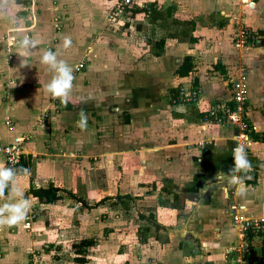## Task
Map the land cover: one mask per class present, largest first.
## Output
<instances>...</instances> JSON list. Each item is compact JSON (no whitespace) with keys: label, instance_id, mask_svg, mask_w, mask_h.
<instances>
[{"label":"crops","instance_id":"1","mask_svg":"<svg viewBox=\"0 0 264 264\" xmlns=\"http://www.w3.org/2000/svg\"><path fill=\"white\" fill-rule=\"evenodd\" d=\"M9 1L15 7L33 6L25 34L38 43L27 58L19 57L15 46L13 60L8 62L2 56L4 43H0V71L40 77L41 85H19L11 91V104L10 96L4 99L0 94V149L20 141L30 162L31 177L18 176L16 187L54 185L89 207L102 201L96 199L99 189L108 194L114 187H136L142 190L137 200L141 215H153L161 231L187 235L185 247L197 255L198 264H230L228 249L239 241L228 208L230 192L234 215L264 219V0H252L245 11L240 3L230 13L232 18L222 8L219 23L208 18L214 15L205 16V8H196L192 0H155L150 17L129 15L120 29L107 25L109 0L100 8L98 0H83L80 9L73 8L69 27L77 29L72 35L73 51L67 54L77 56L69 63L84 60L85 67L75 78L62 111L54 102L56 97L44 88L51 73L40 62L42 50L53 39L54 20L37 16L44 8L40 0ZM182 14L185 17L180 18ZM66 22L70 21L59 18L55 27ZM236 23L253 31L252 45H237ZM187 56L192 57L193 69L179 78L177 69ZM237 82L245 86L246 121L254 127L246 140L238 137L240 131L234 126L210 127L204 120L203 111L212 103L232 98ZM180 86L199 89L198 107L173 102ZM39 89L42 94L36 92ZM191 107L195 108L192 114ZM81 112L87 116L83 127L78 123ZM237 145L246 154V168L235 167ZM0 165L6 167L1 153ZM242 171L254 172L257 178L246 176L242 182ZM62 197L59 202H65ZM180 199L187 205L179 208ZM55 204L40 205L53 212L60 208ZM180 220L185 223L178 230ZM254 263L264 264V254L256 255Z\"/></svg>","mask_w":264,"mask_h":264},{"label":"rangeland","instance_id":"2","mask_svg":"<svg viewBox=\"0 0 264 264\" xmlns=\"http://www.w3.org/2000/svg\"><path fill=\"white\" fill-rule=\"evenodd\" d=\"M34 1L35 3H39V0H33V2ZM41 1V4L44 6L43 12L39 13L40 10H38L36 13L37 16L40 15L44 19L47 16L53 19L55 24L59 18L60 20L70 21L66 22L68 25L63 24L55 27L54 24V26L51 27L50 34L53 39L51 38V43H49L47 49L56 52L58 59L65 60L72 67L73 87L76 83L75 78H77L78 75V73L75 72L77 64L69 62L77 58V56H75L73 52L67 54V51H73V47L70 46L73 44L71 42L73 32L77 28L74 27L72 31V27H69V25L73 23L71 21L74 19L73 8L78 9L80 7V2L83 0H40V2ZM98 1V8H100L104 0ZM109 1L110 3L107 5L105 4L107 25L113 28L122 27L128 16L123 17V19L120 17V22L114 23L110 20L114 8L121 0ZM133 1L141 3L146 7H152L151 5H154L153 1L155 0ZM251 1L252 0H192V4H194L196 8L198 5L204 7V15H214L208 18L219 23L222 20L220 16L222 8L226 9L228 11L227 14L231 17V14L235 11V8L239 7L240 3L242 9L245 11L251 7ZM155 2L158 3L157 0ZM172 3H174V1ZM73 4H75V6ZM154 6H156V4ZM156 10H158L157 7ZM32 11H34L33 6L28 8H26L25 5L15 7L9 0L0 1V43H4V54L2 53V56L6 57L7 62L13 60L11 57L16 51L15 46H17V41L22 37V34H25V21L30 20L29 15L32 14ZM100 11L103 10L101 9ZM179 17H185V15L182 14ZM84 18L88 20V16ZM18 20L23 22L19 23ZM14 21H17V23ZM15 23L17 25H15ZM189 24L194 23L190 22ZM238 25L239 24L236 23L235 27H238ZM68 27L70 30H68ZM66 38L69 40L67 44L65 43ZM2 74L4 73H0V94L4 95V99L10 96L8 99V103L10 104L14 100L12 94L17 91L16 89L18 87L41 86L38 82L40 77H28L27 74L21 76L16 73L4 74V76ZM2 80L7 82L3 84ZM36 92L42 94L41 89ZM50 96L52 95L50 94ZM54 102H58L61 111L64 110L67 103H69L66 99L62 102L59 97H56ZM194 109L195 108L191 107L189 112L192 114ZM208 124L210 127L219 125ZM222 126L230 127L232 125ZM6 167L10 166L6 163ZM119 167L121 168V165ZM28 174H16L15 180L18 176L31 177ZM114 174L116 177L121 175L120 172L118 173L117 171ZM241 175L243 176V179H240L242 182H244L246 176H251V174L245 175L243 171ZM29 189L30 186L29 188H23L21 191L25 198L30 199V206L24 218L12 224L14 227L9 226L6 222H2V219L7 216V212L0 211V255H2L0 259L4 261L3 264H198L197 255L191 253V248L185 247V238L187 235L183 237L181 233L175 235L173 231H161L151 223L152 220L142 217L137 202L142 190L136 187L126 189H117L114 187L108 189V191H110L108 194H105L102 189H99L100 196L96 199L103 200L104 205L106 203V206L99 205V207L96 206V202L93 203V206L96 207H89L85 203L79 204L72 194L69 193L68 190H65L64 194L61 193L65 197V202L62 201L55 204L60 205V208H55L53 212L51 208H49L48 211L45 207H41L36 198H33L32 195H28ZM122 194H128L132 198L125 199L119 204V199H117L116 196ZM229 195L230 201L228 208H231L229 212L233 216L232 224L235 225L233 213L235 200L232 192H230ZM16 199H19V197H13L9 200L8 188L0 191V207H2L3 203H11ZM176 204L179 208H182L184 200L180 199ZM46 211H48V216H44L47 213ZM27 221L31 223L30 228L25 227ZM184 223L185 220H180L177 229H182ZM237 233H239L238 230ZM261 236H264V232L260 233L258 236L247 239L245 244L239 237V241L228 250H232L233 247H236L238 244L249 245L252 247V252L255 255L254 257H256V255L262 253V248L264 246ZM84 239H91L95 244L87 248L83 256H78L84 259V262H80L75 258L76 254L73 249V244L79 243ZM191 244V242L188 243V245L193 246ZM14 247L15 251L12 250ZM2 251L4 252L2 253ZM191 258L194 259V262Z\"/></svg>","mask_w":264,"mask_h":264},{"label":"built area","instance_id":"3","mask_svg":"<svg viewBox=\"0 0 264 264\" xmlns=\"http://www.w3.org/2000/svg\"><path fill=\"white\" fill-rule=\"evenodd\" d=\"M134 8L144 9L145 12L142 14L146 17H150L153 12V7H146L133 0H121L114 8L110 20L114 23L118 21L120 22L121 20L119 18L121 17V19H123V17L129 16L131 10ZM234 34L237 45L241 47L252 45L256 40L253 31L245 25H239L236 27ZM84 67L85 61L83 60L77 64L75 72L79 73ZM200 101V91L195 87L186 89V87L180 86L173 97V102L178 104H195L197 106ZM203 112L208 123L236 126L240 131L238 137L241 138V140L248 139V132H251V130L254 129V127L248 125L246 122L247 96L245 86L242 82H237L235 84L234 92L230 100L215 101L209 106L208 110ZM7 125L10 130L13 129V126L8 119ZM20 143V141H17L12 145L0 149V153L4 155L6 163L11 168L17 167L23 158H25V152L20 146ZM234 219L235 227L239 231V237L244 244L247 239H250V235L252 238L264 232V219L246 218L238 214L234 215ZM30 226V221H27L25 227L30 228ZM254 256L252 247L249 245L238 244L230 250V264H255Z\"/></svg>","mask_w":264,"mask_h":264},{"label":"clouds","instance_id":"4","mask_svg":"<svg viewBox=\"0 0 264 264\" xmlns=\"http://www.w3.org/2000/svg\"><path fill=\"white\" fill-rule=\"evenodd\" d=\"M38 43L37 40L30 37L29 35H23L17 41V55L21 58H27L32 54V49ZM65 43H69L66 38ZM25 63V60H21ZM41 64L46 66L45 71L51 73V78L44 84V88L47 93L54 97L61 98L62 102L67 98L70 89L72 88L73 81V69L72 67L63 59H58L56 52L51 49L42 50V55L40 56ZM87 116L85 113L81 112L80 120L78 123L83 127L86 123ZM234 151L235 167L236 168H246L249 166V162L246 158L244 149L237 145ZM25 172L27 169L24 170ZM16 170L0 165V191L5 188L9 189V200L13 197H19L14 202H5L0 211L7 212V216L3 218L4 222L8 224H14L22 220L25 216L27 209L30 206V199L25 198L22 191L16 187L15 176Z\"/></svg>","mask_w":264,"mask_h":264},{"label":"trees","instance_id":"5","mask_svg":"<svg viewBox=\"0 0 264 264\" xmlns=\"http://www.w3.org/2000/svg\"><path fill=\"white\" fill-rule=\"evenodd\" d=\"M16 2L19 4H27L28 0H16ZM143 12H145L144 9L135 8V9L131 10L130 15L135 16L136 14L143 13ZM192 69H193L192 57L187 56L184 58L182 64L177 69V76L179 78H185L190 74ZM196 85H197V83H196ZM174 93H177V90L174 91ZM12 169L16 170L17 175L18 174L19 175L28 174L29 170H30V162L25 157V158H23V160L21 161V163L17 167L12 168ZM25 169H27L26 172L24 171ZM246 172L248 174H250L248 171H246ZM251 175L253 176V178H257L256 173L251 172ZM61 191L62 190L60 188L55 187L54 185H49V187H45V188L44 187L30 188L29 194H31L34 198H36L40 204H55V203H57L63 199L62 195L60 194ZM116 198L119 199L118 202L120 204L123 200L130 199L132 197L130 195L126 194V195L116 196ZM101 204H103V200L101 202H99L98 204H96V206H99ZM96 206H93V207H96ZM142 217L146 218L144 215H142ZM147 218L152 220L151 223H153L154 225H157L158 228H161V225L157 224V222L154 220L153 215H150ZM250 238H251V235H250ZM94 244H95L94 241L91 239H84L83 241H81L79 243H74L73 249H74V252L76 254V257H75L76 260H78L80 262H84V259H81L78 256H83V254H84V252H86L87 248L94 246ZM262 254H264V246L262 248ZM254 260H256V257H254Z\"/></svg>","mask_w":264,"mask_h":264}]
</instances>
